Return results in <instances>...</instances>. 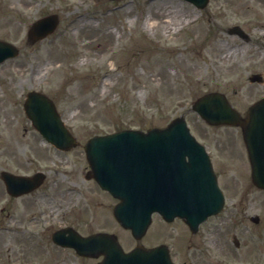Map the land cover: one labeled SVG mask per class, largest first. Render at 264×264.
Wrapping results in <instances>:
<instances>
[{"label": "rangeland", "instance_id": "1", "mask_svg": "<svg viewBox=\"0 0 264 264\" xmlns=\"http://www.w3.org/2000/svg\"><path fill=\"white\" fill-rule=\"evenodd\" d=\"M48 13L56 14V29L29 43L27 27ZM147 15L159 20L152 30L143 27ZM165 19L175 27L168 33ZM233 24L250 40L229 34ZM0 39L19 49L0 65V170L47 174L39 189L21 197L7 195L0 180V264L21 262L7 260L16 254L32 264H90L52 245L49 233L63 224L84 233L112 231L126 249L164 242L181 264H264V191L251 183L241 136L208 125L191 109L209 90L223 91L240 108L264 95V0H209L202 9L185 0H0ZM185 54L197 59L199 72L190 69L195 62L184 64ZM255 72L261 83L248 80ZM29 90L53 99L78 147L58 153L42 139L23 110ZM181 113L211 155L223 209L194 234L181 219L154 214L137 241L113 219L116 199L83 177L82 145L93 134L162 126ZM57 209L66 213L55 217ZM207 238L215 245L203 244L202 253L191 248Z\"/></svg>", "mask_w": 264, "mask_h": 264}, {"label": "water", "instance_id": "2", "mask_svg": "<svg viewBox=\"0 0 264 264\" xmlns=\"http://www.w3.org/2000/svg\"><path fill=\"white\" fill-rule=\"evenodd\" d=\"M190 1L198 6L206 3V0ZM55 24L53 15L46 16L32 24L29 34L32 38L41 37ZM10 49L8 43L0 41V61ZM221 98L216 94L207 95L200 98L194 108L202 116L211 118L214 111H225ZM262 104L252 109L249 119L250 129L254 124L253 132L257 131L259 138L258 124L261 122L255 121L257 112L264 109ZM24 109L33 125L48 140L63 147L72 143L46 96L29 92ZM248 131L245 133L250 148V143L257 142L258 137H250ZM252 149L251 145L252 179L264 188V167L255 165L256 157ZM85 150L94 178L100 186L120 199L114 208V216L123 226L130 228L136 238L144 233L153 211L160 212L169 220L180 216L194 231L199 222L222 207L223 196L209 160L202 146L189 134L182 118L175 119L163 129L152 128L147 132L127 129L94 137ZM2 175L12 194L19 193L21 187L37 185L42 178L41 174L29 180L8 172ZM52 238L59 244L75 247L83 254L103 253L102 264H173L165 245L151 249L136 247L123 253L111 234L96 233L82 237L69 228L54 232Z\"/></svg>", "mask_w": 264, "mask_h": 264}, {"label": "bare ground", "instance_id": "3", "mask_svg": "<svg viewBox=\"0 0 264 264\" xmlns=\"http://www.w3.org/2000/svg\"><path fill=\"white\" fill-rule=\"evenodd\" d=\"M152 17H150L149 15H147L145 17V20H144V25L143 27L146 28V29H149V30H152L154 27L158 26L157 24L159 23V20L157 18H153L151 20ZM151 20V21H150ZM165 25H163V28H164V33H168L169 30H173V28H175L172 24V21L170 19H165L164 22H163ZM171 27V29H170ZM189 55L188 54H185L184 56V59H183V62L184 64L188 65V64H192L195 62V65L197 67H190V69H192L193 72H199L200 71V65L198 66L196 63H197V59L196 60H193L192 62H189ZM201 56V54L199 55ZM186 67V66H184Z\"/></svg>", "mask_w": 264, "mask_h": 264}, {"label": "flooded vegetation", "instance_id": "4", "mask_svg": "<svg viewBox=\"0 0 264 264\" xmlns=\"http://www.w3.org/2000/svg\"><path fill=\"white\" fill-rule=\"evenodd\" d=\"M32 205H34V203H32ZM37 218V216H33V217H30L28 220H27V222H30L31 223V221L32 220H34V219H36ZM26 229H22L21 231L22 232H24ZM27 236H31V237H34V235L33 234H31V233H27ZM64 253H66V252H64ZM67 253H69V252H67ZM70 254V253H69ZM27 257H25V256H22V257H18V254H16L15 256H14V258H11L10 257V255H8V258H7V260L8 261H11V262H15L16 260H22V262H26V261H28L29 262V260H27L26 259ZM17 263H19V261H17Z\"/></svg>", "mask_w": 264, "mask_h": 264}]
</instances>
